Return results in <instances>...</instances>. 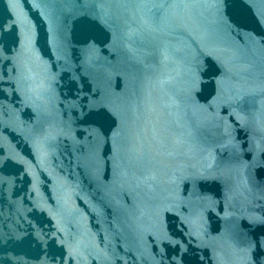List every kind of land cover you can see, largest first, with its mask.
Instances as JSON below:
<instances>
[{
	"label": "water",
	"instance_id": "water-1",
	"mask_svg": "<svg viewBox=\"0 0 264 264\" xmlns=\"http://www.w3.org/2000/svg\"><path fill=\"white\" fill-rule=\"evenodd\" d=\"M258 146L264 0H0V264H246Z\"/></svg>",
	"mask_w": 264,
	"mask_h": 264
},
{
	"label": "snow or ice",
	"instance_id": "snow-or-ice-1",
	"mask_svg": "<svg viewBox=\"0 0 264 264\" xmlns=\"http://www.w3.org/2000/svg\"><path fill=\"white\" fill-rule=\"evenodd\" d=\"M163 7V4H161ZM195 56H193V61H195ZM193 82H195V76L193 75ZM98 135L105 136V143H107V136L105 133H98ZM259 153L262 159H264V146H258ZM249 154L252 155L253 160H255V155L253 154V150L249 149ZM237 161L240 162L239 155L236 157ZM243 167L247 168L249 165L244 163ZM201 199L211 203V196L201 195ZM264 224V219L259 221ZM179 245V241L176 242ZM237 247L245 256L246 264H264V233H261L260 236H248L246 234H237Z\"/></svg>",
	"mask_w": 264,
	"mask_h": 264
}]
</instances>
